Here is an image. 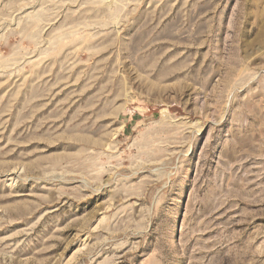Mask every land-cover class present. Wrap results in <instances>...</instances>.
I'll list each match as a JSON object with an SVG mask.
<instances>
[{"label":"rangeland","instance_id":"1","mask_svg":"<svg viewBox=\"0 0 264 264\" xmlns=\"http://www.w3.org/2000/svg\"><path fill=\"white\" fill-rule=\"evenodd\" d=\"M0 264H264V0H0Z\"/></svg>","mask_w":264,"mask_h":264}]
</instances>
